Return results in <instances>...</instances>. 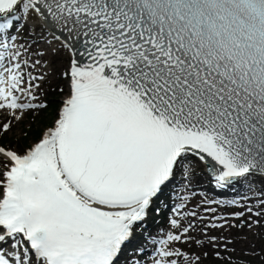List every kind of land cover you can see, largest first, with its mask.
<instances>
[{
    "label": "snow or ice",
    "instance_id": "1",
    "mask_svg": "<svg viewBox=\"0 0 264 264\" xmlns=\"http://www.w3.org/2000/svg\"><path fill=\"white\" fill-rule=\"evenodd\" d=\"M201 179L151 264H264V0H0V264H148Z\"/></svg>",
    "mask_w": 264,
    "mask_h": 264
},
{
    "label": "rangeland",
    "instance_id": "2",
    "mask_svg": "<svg viewBox=\"0 0 264 264\" xmlns=\"http://www.w3.org/2000/svg\"><path fill=\"white\" fill-rule=\"evenodd\" d=\"M56 99H59V98H56ZM21 127H22V129H23V128H24V125H22ZM13 135L16 136V134H13ZM235 231H236V230H235ZM246 233L248 234L249 232L246 231ZM251 235H252V233H251ZM251 240H252V239H251ZM244 244H245V242H241V246L238 248V250L244 248V246H243ZM246 244H247V243H246ZM258 261H259V260H258ZM259 262H260V261H259ZM206 264H208V263H206Z\"/></svg>",
    "mask_w": 264,
    "mask_h": 264
}]
</instances>
